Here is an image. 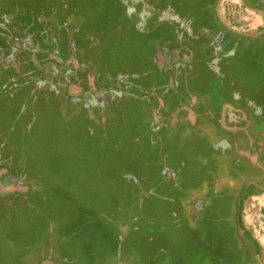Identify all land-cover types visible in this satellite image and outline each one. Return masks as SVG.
Here are the masks:
<instances>
[{
  "label": "rangeland",
  "instance_id": "374dc122",
  "mask_svg": "<svg viewBox=\"0 0 264 264\" xmlns=\"http://www.w3.org/2000/svg\"><path fill=\"white\" fill-rule=\"evenodd\" d=\"M173 12L190 18L192 45L222 30L230 54L170 68L191 55L167 40ZM48 13L58 36L45 37ZM63 30L100 41L80 69L90 88L27 72L65 55L29 47ZM10 36L25 61L2 69L21 60ZM263 188V13L241 0H0V264H216L187 208L231 213L245 192H257L242 222L264 264Z\"/></svg>",
  "mask_w": 264,
  "mask_h": 264
},
{
  "label": "flooded vegetation",
  "instance_id": "af4514ba",
  "mask_svg": "<svg viewBox=\"0 0 264 264\" xmlns=\"http://www.w3.org/2000/svg\"><path fill=\"white\" fill-rule=\"evenodd\" d=\"M87 10L90 11V9L88 7H87ZM258 12H261V11H258ZM91 13H92V11H91ZM173 13L175 15L174 19L176 20L177 15L175 14V12H173ZM90 18H92V16H90ZM184 18H185V16H184ZM177 19H178V16H177ZM189 19L190 18L188 16L184 20L178 19L181 26H179L180 29H178V28L175 29V35H177L176 37H169L170 33H171V31H169V30H168L169 32L167 31V33H165V35L168 36L167 40L173 41L176 45H179L176 48V50L173 51V53H175V51H178V50H179V53H181L182 50L185 48H188L191 51V55H189L188 57H187V55H185L184 58L180 57V60H177L175 63H172L170 68L174 69L175 71H179L181 73L184 70V68L186 69L189 66H193V64H195V63L199 64V62H196L199 59V60H203L205 63H207L211 69H214L222 61V59H224V58H222L223 56L219 59V56L221 54H223L224 56H227L230 54V51H231L230 49H227L225 52L221 51L223 44L220 40V35L223 33V31L220 30L221 34L216 33V34L211 35L207 39L208 45L202 44L200 42L192 45L190 43V41H195L194 40L195 37H194V34L190 28ZM216 19L218 20V17L215 14H212L210 16V21L215 20V22H217ZM88 20H92V19H88ZM219 23L222 26V23L220 21H219ZM63 26H65V25H63ZM185 26H186V28H185ZM59 30H60V28L58 26L56 32L54 33V34H56V36H58L57 32H59ZM80 30H82V28H80ZM228 31L230 32L231 35H233L230 30H228ZM67 32H69V33L66 34V32L63 30V35L61 34V36L63 38L56 37L55 39L49 41V42H52L53 51H57V49L62 50L61 48H67L66 53L64 55V58L58 57L56 59V61L50 60V62H49L50 65L48 63H46L49 67L46 66L45 68H40V71L44 69V75H46V76H47V74H52V73L54 74V72H55L56 75H53V77L55 76V78H56L55 82H57V80H60V81H65L66 79L69 80V83H67V81H65L66 86H68L69 88L71 86H74V84H77L76 82L72 83V81H75V80L81 81V82L83 80H85L84 84L86 85V83H87V85H88L87 87L90 88V82L87 81L86 71L83 70L81 72L80 69L82 66H84V64H85V66H86V64L88 66L93 65L94 62H92L90 64L84 63V62H86L89 55H91V53H93L94 51H98L100 53V51H101V46H99L100 41L96 40L94 42H91L88 39L89 38L88 35H85V34L81 35L80 33H76L78 31H76V32L75 31H71V32L67 31ZM223 35H224L223 40L225 42H228L229 40L227 39L226 34H223ZM246 35L250 36L251 33H247ZM45 37L47 38L46 35H45ZM7 42H8L9 46H10V43L16 44L17 42H19L20 47L16 51L18 53H22V55H21V60H15L16 58L13 57V55L9 53L7 55L8 56V58H7L8 63L5 64V66H3L2 69H5L6 67H8L10 63L16 64L17 61L20 62V67H21V65H23V60H24L23 51H24L25 47L27 48L25 42H23V41L20 42L19 38H14L12 36L8 37ZM33 46H35V45H33ZM29 47H32V46H29ZM81 58L82 59L84 58L85 60H82ZM211 64H214L215 67L212 66ZM64 66L66 68H70L69 70H66V71H68V72H66V74L64 73L65 72ZM72 66H74L75 68H72ZM48 68H49V70L51 68V71H49L50 73L48 72ZM24 71H25V69H24ZM27 72H29L28 68H27ZM9 73H8V79L10 78ZM68 77H69V79H68ZM98 85H99L98 87L104 89V87L100 86V83ZM262 192H264V191H261L258 193H262ZM235 207H236V202H234V204H233V211L231 213L228 212L229 209H228V211L227 210H212L211 209L209 211L205 210V212H204L203 211L204 208L202 207V203L197 200L196 204L193 208V212H194L193 213V219H194V221H198L196 227L202 226V225H199L201 223V224H203V226H202L203 228L202 229L199 228L200 229L199 231L197 230V228L195 230L198 233L201 231V232H204L205 235H207L206 238H207V240L210 241L209 245L214 243L215 245L219 246V249L222 248L221 252L224 253L225 257L230 259V255H231V256H233V257H231L233 259L234 255H235L236 259H238V260H234L235 258L233 259L235 263L238 264V261L241 260V262H243L241 264H254L255 255H253V249L251 246V242H253L252 239H255V237L252 235V233L250 231V234L248 235V237H249V240H248L241 232H238V231L235 232L233 230V228H232L233 222L235 220H238L239 222L242 221L241 220L242 218L241 219L239 218V213L233 214L235 212ZM245 229L249 230L246 227H245Z\"/></svg>",
  "mask_w": 264,
  "mask_h": 264
},
{
  "label": "trees",
  "instance_id": "16d2710c",
  "mask_svg": "<svg viewBox=\"0 0 264 264\" xmlns=\"http://www.w3.org/2000/svg\"><path fill=\"white\" fill-rule=\"evenodd\" d=\"M241 3L245 6V7H247V8H249V9H251V10H254V11H261L263 14H264V1L263 0H258V1H255V2H251V1H247V0H241ZM51 8H53V6L51 5L50 6ZM58 7H60V5L58 6ZM89 9H90V7L89 6H87ZM55 9H57V7H54ZM91 10V9H90ZM99 12L100 11H98V13H96L95 12V10H93L92 11V15L94 16H96V15H98L99 14ZM104 12H102V13H100V14H103ZM60 14V13H59ZM77 16H78V14L77 13H75V12H72V11H67V12H65V14H63L62 15V17H61V19H70L72 22L74 21V20H76V18H77ZM93 18V17H92ZM91 18V19H92ZM45 19V18H44ZM56 19H59V15L58 14H52V13H48L47 15H46V19H45V24L47 25L46 26V28H48V29H46L45 31H44V33H45V35L47 36L48 34H49V31L47 32V30H50V33L52 32L53 34L56 32V30H57V27H58V24L56 23ZM70 21V22H71ZM64 23H63V25H65V24H68V22L66 21H63ZM31 23H33V22H31ZM31 25H33V24H31ZM49 25H52V27H50ZM53 26H54V28H53ZM33 32H32V34H34V32H35V29H33L32 30ZM37 33H39L40 34V32L38 31ZM37 39V43L35 44V46H32L33 48H36V49H41V50H47V55H49L50 54V51H53V45H52V42H49V40H47L46 42L44 41V39H42V37H38V38H36ZM29 54V53H28ZM59 57L60 58H64V55L62 56V55H59ZM28 58H30L29 56L27 57V59ZM48 64H49V62H47ZM38 64H40V67H38L37 69H36V67L35 66H32L31 68L29 67V69H28V71L31 73V72H34V71H37L38 73H43V75H44V69L43 70H41L40 71V68H45L46 66L47 67H49L47 64H46V62H44V63H42V62H39ZM25 72V71H24ZM23 72V73H24ZM54 75H56L55 74V72H54ZM13 176H15V175H13ZM4 178H9V176H5ZM249 191H251V190H249ZM261 191H264V188L263 189H258V192H261ZM253 193H257V192H252V193H247V192H245V193H242L241 194V196H240V198H239V202H236V207H235V212L233 213V214H236V213H239V218L241 219L242 218V203H243V200L247 197V196H249V195H251V194H253ZM185 208H187V207H185ZM187 213L191 216V220L189 221V224L191 225V226H193L192 227V229H194V228H196V225H197V222L198 221H194V219H193V208H190L189 206H188V208H187ZM242 220V219H241ZM200 222V221H199ZM233 230L235 231V232H241L248 240H249V237H248V235L250 234V230H246L245 229V226L243 225V223H242V221H238V220H235L234 222H233ZM195 230V229H194ZM253 240V242H251V246H252V249H253V255H258L259 253H260V245H259V243L257 242V240L256 239H252ZM208 242H207V244L208 243H210V241L209 240H207ZM201 246L202 247H206V248H209L208 249V251H209V256L208 257H210V256H212V255H214V256H216L215 258H214V260H215V263L216 264H237V263H235L234 262V260H238V259H232L231 257H233V256H231L230 255V259L229 258H227V257H225V255H224V253L223 252H221L222 251V248H220L219 249V246H217V245H215L214 243L213 244H211V245H206V244H204V241L203 242H201ZM221 253V254H220ZM215 254H217V255H215ZM240 263H243V262H240Z\"/></svg>",
  "mask_w": 264,
  "mask_h": 264
},
{
  "label": "built area",
  "instance_id": "2783aa9c",
  "mask_svg": "<svg viewBox=\"0 0 264 264\" xmlns=\"http://www.w3.org/2000/svg\"><path fill=\"white\" fill-rule=\"evenodd\" d=\"M239 11H241V9H239Z\"/></svg>",
  "mask_w": 264,
  "mask_h": 264
}]
</instances>
